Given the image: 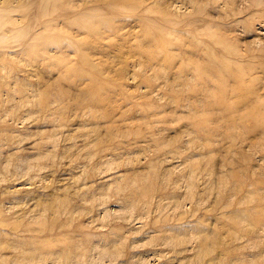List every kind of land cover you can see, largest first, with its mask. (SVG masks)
Returning <instances> with one entry per match:
<instances>
[{
	"label": "rangeland",
	"instance_id": "374dc122",
	"mask_svg": "<svg viewBox=\"0 0 264 264\" xmlns=\"http://www.w3.org/2000/svg\"><path fill=\"white\" fill-rule=\"evenodd\" d=\"M263 105L264 0H0V264H264Z\"/></svg>",
	"mask_w": 264,
	"mask_h": 264
},
{
	"label": "bare ground",
	"instance_id": "6f19581e",
	"mask_svg": "<svg viewBox=\"0 0 264 264\" xmlns=\"http://www.w3.org/2000/svg\"><path fill=\"white\" fill-rule=\"evenodd\" d=\"M88 24H89V23H88ZM149 31H150V30H149ZM152 31H153V30H152ZM148 34H149V33H148ZM218 42H219V41H218ZM163 45H164V44H163ZM164 46H165V45H164ZM230 47H231V46H230ZM231 48H232V47H231ZM231 48H230V50H231V52H233L234 49H233V48L231 49ZM227 49H228V48H227ZM227 49H226V50H227ZM232 50H233V51H232ZM235 51H236V50H235ZM235 51H234V53H235ZM229 52H230V51H229ZM234 53H233V54H234ZM236 53H237V51H236ZM230 54H231V53H230ZM217 55H218V54H217ZM236 55H237V54H236ZM214 56H215V55H213V56H211V57L213 58ZM218 56H219V55H218ZM220 56H222V55H220ZM220 56H219V58H220ZM222 57H223V56H222ZM217 58H218V57H214L215 60H217ZM221 59H222V58H221ZM224 59H225V58H224ZM224 59H223V60H224ZM215 60H214V62H215ZM219 61H220V63H221L222 66H223V63L221 62V60H219ZM224 61H225V60H224ZM226 61H227V60H226ZM226 61H225V62H226ZM231 62H232V61H231ZM217 63H218V60H217ZM225 64L227 65V62H226ZM225 64H224V65H225ZM229 64H231L230 61H229ZM226 65H225V69H224V70L222 69L223 71H227L226 68H228V65H227V67H226ZM231 65H235V66H236V64H231ZM231 65H230V67H231ZM200 67H201V66H198V67H197V68H198V69H197L198 71H199ZM223 67H224V66H223ZM230 67H229V68H230ZM202 68H203V67H202ZM234 68H235V67H234ZM235 69H236V68H235ZM243 69H244V67H243ZM246 69H247V67H246ZM209 70H210V68H209ZM228 70H230V69H228ZM207 71H208V69H207ZM219 71L221 72V68H220ZM223 71H222V72H223ZM231 71H233V69H231ZM199 72H200V71H199ZM209 72H210V71H209ZM234 72H235V71H234ZM239 72H240V71H239ZM200 73H201V76H202V77H204V75H207V74H206V71H204V75H203V71L200 72ZM242 73H243V72H242ZM244 73H245V71H244ZM246 73H247V70H246ZM223 74H225V76H226V73L223 72ZM238 74H239V73H238ZM221 75H222V74H221ZM221 75H220V78H223L224 76L221 77ZM233 76H235V75H233ZM240 76H241V75H240ZM242 76H243V74H242ZM244 76H246V75L244 74ZM229 77H230V75H229ZM243 78H245V77H243ZM241 79H242V78H241ZM235 80L237 81V79H235ZM235 80H234V81H235ZM244 80H245V79H244ZM236 81H235V82H236ZM240 82H241V81H240ZM242 82H243V81H242ZM245 84H246V82H244L243 86H244ZM236 85H237V82H236ZM239 86L242 87V83H241V85H239ZM248 86H249V85H248ZM225 87H226V86H225ZM225 87H224V89H225ZM244 87H246V86H244ZM244 87H242V88H244ZM229 89H230V88L227 89L228 92H227V90H226L227 94L229 93ZM231 89H233V88H231ZM246 89H247V87L245 88V91H246ZM248 90H251V89H250V88L247 89V92H248ZM224 91H225V90H224ZM234 91H235V90H234ZM243 91H244V90H243ZM236 92H237V90H236ZM238 92H239V91H238ZM240 92H241V91H240ZM251 92H252V91H251ZM232 93H233V92H232ZM244 93H245V92H244ZM233 94H234V93H233ZM239 94H240V93H239ZM239 94H238V96H239ZM241 94H242V93H241ZM251 94H252V93H250V95H251ZM225 95H226V93H225ZM248 95H249V94H248ZM248 95H247V97H248ZM221 96H222V95H221ZM235 96H236V93H235ZM244 96H245V95H244ZM244 96H243V98H244ZM226 97H227V96H226ZM236 97H237V96H236ZM247 97H246V98H247ZM240 98H241V96L237 97V99H240ZM223 100H224V99H223ZM235 101H237V100H235ZM239 102H241V101H239ZM243 103H244V99H243V102H242L241 104H243ZM244 104H245V103H244ZM250 104H251V103H250ZM255 104H256V103H255ZM257 105H258V104H257ZM257 105H256V106H257ZM246 106H247V104H246ZM249 106H250V105H248L247 108H248ZM251 106H252V107L254 106L253 109L255 108V105H253V103L251 104ZM263 106H264V105H263ZM225 107H226V106H225ZM230 107H231V106H230ZM249 109H251V108H248L247 112H249ZM253 109H252V111H253ZM258 109H260V108L258 107ZM250 111H251V110H250ZM257 112H258V111H257ZM246 114H247V113H246ZM252 114H253V113H252ZM259 114H260V113H259ZM255 116H256V114H255ZM244 117H245V116H244ZM250 117H251V116H250ZM259 117H261V115H259ZM251 118H252V117H251ZM254 119H255V117H254ZM257 119L259 120V118H257ZM262 119H264V117H262ZM261 121H263V120H261ZM259 122H260V121H257V123H259ZM260 123H262V122H260Z\"/></svg>",
	"mask_w": 264,
	"mask_h": 264
}]
</instances>
